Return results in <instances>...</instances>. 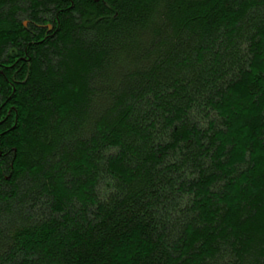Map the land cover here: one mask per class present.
I'll return each instance as SVG.
<instances>
[{"label":"trees","instance_id":"trees-1","mask_svg":"<svg viewBox=\"0 0 264 264\" xmlns=\"http://www.w3.org/2000/svg\"><path fill=\"white\" fill-rule=\"evenodd\" d=\"M0 264H264V0H0Z\"/></svg>","mask_w":264,"mask_h":264}]
</instances>
